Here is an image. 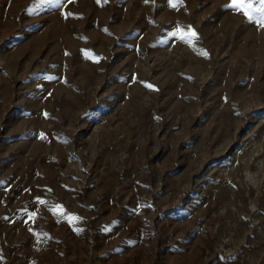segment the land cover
<instances>
[{
  "label": "rangeland",
  "instance_id": "374dc122",
  "mask_svg": "<svg viewBox=\"0 0 264 264\" xmlns=\"http://www.w3.org/2000/svg\"><path fill=\"white\" fill-rule=\"evenodd\" d=\"M245 2L0 0V264H264Z\"/></svg>",
  "mask_w": 264,
  "mask_h": 264
},
{
  "label": "snow or ice",
  "instance_id": "6c2138e0",
  "mask_svg": "<svg viewBox=\"0 0 264 264\" xmlns=\"http://www.w3.org/2000/svg\"><path fill=\"white\" fill-rule=\"evenodd\" d=\"M260 4V8L256 9L257 11L264 13V0H258ZM175 6V5H173ZM229 7H232L234 9H240L243 8L244 15L247 16L249 19H252V16L250 15L249 10L252 9V3L251 2H245V0H232V3L229 5ZM258 23L264 25V15H262L261 19L257 21ZM173 36L179 35L180 39H185L186 35L188 36H195L194 32H189L187 34H184L181 32V30H177V32L172 33ZM151 87V86H149Z\"/></svg>",
  "mask_w": 264,
  "mask_h": 264
}]
</instances>
